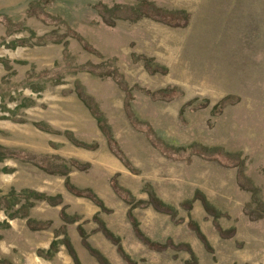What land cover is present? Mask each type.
<instances>
[{
  "label": "rangeland",
  "instance_id": "obj_1",
  "mask_svg": "<svg viewBox=\"0 0 264 264\" xmlns=\"http://www.w3.org/2000/svg\"><path fill=\"white\" fill-rule=\"evenodd\" d=\"M143 1L0 0V264H264V0Z\"/></svg>",
  "mask_w": 264,
  "mask_h": 264
},
{
  "label": "trees",
  "instance_id": "obj_2",
  "mask_svg": "<svg viewBox=\"0 0 264 264\" xmlns=\"http://www.w3.org/2000/svg\"><path fill=\"white\" fill-rule=\"evenodd\" d=\"M119 7V6H117ZM138 11H134V10H129L130 11V15L128 16L130 19H133V20H136L142 16H146V17H150L151 19H154L156 21H159V22H162L166 25H169L171 27H185L189 24V20H190V16L189 14H186L184 11H169V10H165V9H162V8H159V7H156L153 3L151 2H148V1H143L142 4L139 5L138 7ZM105 22L107 24H112L113 21L112 20H109L107 17L105 18ZM77 38L84 44V46L87 48L88 46L82 41V39L80 37L77 36ZM116 79L117 76H116ZM119 81V79H118ZM119 83L125 87L126 89V93H127V97H126V102H125V108H126V111L128 113V116L132 119V112H131V107H130V101L132 99V94L130 92V90L124 86L122 84V82L119 81ZM148 94H150L152 96V98L154 99H158L159 96L160 98L164 99V100H170L172 99L173 97L177 96L178 95V92L175 88H172V89H168L166 91L162 90V91H158V92H150L148 91L147 92ZM228 98H224L222 101H221V106H225L226 103L228 102L227 100ZM221 110V109H220ZM218 110V111H220ZM219 113V112H218ZM132 123H133V120H132ZM134 126L139 130V131H144L148 140L150 141V143L152 144V146H154L156 149L160 150L162 152V154L166 155V156H170L171 153L167 152V149L168 150H171V151H175V149L173 148H170L168 147L167 145L163 144L161 141H159L158 139L154 138L153 135V130L151 127H148L147 130H144V129H141L140 127L137 126V124L134 122L133 123ZM108 143L110 145V148L118 154V156L124 161V163L128 164V162L126 161V158L124 157V155H122V153L120 152L115 140L110 136L108 135ZM168 147V148H167ZM178 151V150H177ZM202 150L197 148V146H195L193 148V151L194 153H197L199 155H202L204 157H206L207 159H217L219 160L218 157H215L214 155H211V154H204L201 152ZM221 161V159L219 160ZM236 160L234 158H230V157H226V160L225 161H221L222 164L226 165V166H235L236 165ZM113 184V187L115 189V191L121 196L123 197L124 199L126 198L125 195L122 194V189L117 185V183L115 181L112 182ZM70 188L73 190V191H76V189H74L72 186H70ZM78 192V191H77ZM80 194H86L88 196H90L91 198L93 199H96L94 195L92 194H88V193H85V192H78ZM152 199H154V196H152ZM97 201V200H96ZM158 201H154V205H155V208L156 209H159V210H162V211H165L164 208L162 207H159ZM168 209V208H166ZM130 218L132 220V223L134 225V230H135V233H136V236L142 240L143 242L147 243L150 247H153V248H156L157 245L156 244H153L152 242H150L144 235L143 233L140 231L139 227H138V223L137 221L133 218V216L130 214ZM191 228L193 229H197L196 226L194 224H190ZM219 230H221V228L219 226H217ZM197 234L198 236L203 240L205 241V238L204 236L199 232V230L197 229Z\"/></svg>",
  "mask_w": 264,
  "mask_h": 264
},
{
  "label": "crops",
  "instance_id": "obj_3",
  "mask_svg": "<svg viewBox=\"0 0 264 264\" xmlns=\"http://www.w3.org/2000/svg\"><path fill=\"white\" fill-rule=\"evenodd\" d=\"M135 215V213H134ZM134 235V234H133ZM38 248V247H37ZM32 252H30V254L32 253V256H30V262L29 264H45V261L43 260H39L38 258L36 259V257L38 256L37 254L33 253V248H31Z\"/></svg>",
  "mask_w": 264,
  "mask_h": 264
}]
</instances>
